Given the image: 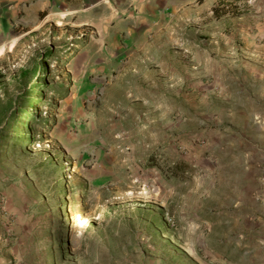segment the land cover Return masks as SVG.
<instances>
[{"label": "rangeland", "instance_id": "1", "mask_svg": "<svg viewBox=\"0 0 264 264\" xmlns=\"http://www.w3.org/2000/svg\"><path fill=\"white\" fill-rule=\"evenodd\" d=\"M56 22L0 40V213L9 199L25 208L24 223L47 226L40 264L240 260L237 220L241 231L264 223V214L244 215L252 197L264 200V187L244 196L237 185L250 177H237V125L226 126V101L200 95L185 114L181 100L169 118L154 61L145 68L135 54L122 67L127 53L106 49L89 22ZM23 69L42 85L34 106L17 83ZM20 106L39 119L21 124V112L13 117ZM149 159L156 168H146ZM254 169L264 177V162Z\"/></svg>", "mask_w": 264, "mask_h": 264}, {"label": "crops", "instance_id": "2", "mask_svg": "<svg viewBox=\"0 0 264 264\" xmlns=\"http://www.w3.org/2000/svg\"><path fill=\"white\" fill-rule=\"evenodd\" d=\"M219 4L226 13L215 14ZM50 20L58 26L89 22L106 49L127 53L129 60H117L122 67L135 54L145 68L154 61V88L169 118L183 109L181 100L185 114L200 95L226 101V126L237 125V177H250L246 183L239 177L237 185L244 196L264 187V177L250 174L264 162V0H0V40L21 29L33 33ZM4 200L0 264H40L47 226L24 223L25 208ZM253 201L244 215L255 211L261 219L264 200ZM242 224L237 220L234 243L242 258L227 264H264V223H246L241 231Z\"/></svg>", "mask_w": 264, "mask_h": 264}, {"label": "trees", "instance_id": "3", "mask_svg": "<svg viewBox=\"0 0 264 264\" xmlns=\"http://www.w3.org/2000/svg\"><path fill=\"white\" fill-rule=\"evenodd\" d=\"M220 5H217L214 7L215 10V14L217 15H222L224 13L227 12V10H224L222 8H220ZM18 78V79H17ZM16 79L18 80L17 83L20 84L21 86H24L25 89V95L24 97H26L25 99H27L29 102H31L32 100V105H35V101L32 98H39L33 94H40L43 93L41 90V83L39 82V75L36 71H34L33 69H23L20 71L19 76ZM27 85H30L29 87H27ZM12 100L8 102V104L6 105V107H4V110H7L8 107L11 106L12 104ZM19 112H21V124H24L23 122H29L32 123L33 121H35V119H39V117H37V114H31L28 113L24 108H22V106L19 107L18 111L16 113H14V118L15 116H19ZM25 120V121H22ZM29 132H32V127L30 126ZM23 143L26 144H31L33 142V140L31 139V137L29 139H23L22 140ZM158 165V161L156 159H149L147 164H146V168L152 169V168H156ZM172 171L173 173L176 175L178 173L177 170V165L172 167ZM176 172V173H175Z\"/></svg>", "mask_w": 264, "mask_h": 264}]
</instances>
